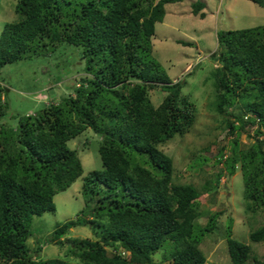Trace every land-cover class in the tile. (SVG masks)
<instances>
[{
  "label": "trees",
  "instance_id": "obj_1",
  "mask_svg": "<svg viewBox=\"0 0 264 264\" xmlns=\"http://www.w3.org/2000/svg\"><path fill=\"white\" fill-rule=\"evenodd\" d=\"M179 1L15 0L18 18L0 31V67L53 53L67 43L81 49L86 74L73 93L33 113L17 112L15 123L4 120L7 109L0 105V264H160L153 259L160 250L168 252L164 260L169 264L205 263L199 245L212 232L219 213L209 216L205 225L198 222L199 189L172 182L173 159L160 148L183 134L194 116L193 103L181 93L183 81H172L153 56L155 25L163 20L166 4ZM250 1L264 8V0ZM205 5L192 2L193 14L203 18ZM216 37L221 67L212 74L217 83L215 107L234 117H227L233 135L239 122H247L243 113L226 111L238 98L243 109L256 111L264 124V81L255 77L264 73V23L219 30ZM157 88L166 95L154 106L149 92ZM249 97L259 99L258 109L243 101ZM247 120L254 122L252 117ZM89 128L100 135L102 168L84 177L83 192L86 202L95 199V206L57 225L51 235L62 244L60 238L70 225L88 224L99 239H73V262L41 259L39 244L32 251L27 247L30 220L55 211L54 195L82 175L79 157L68 143ZM231 144V154L223 158L221 148L219 160L229 174L240 162L247 209L264 211V141L257 139L246 150L238 149L236 139ZM226 224L229 259L246 264L251 246L232 236L231 217ZM249 240L264 241V220L249 232ZM105 247L117 253L107 255ZM120 249L129 252L128 258ZM252 259L264 264V258Z\"/></svg>",
  "mask_w": 264,
  "mask_h": 264
},
{
  "label": "rangeland",
  "instance_id": "obj_2",
  "mask_svg": "<svg viewBox=\"0 0 264 264\" xmlns=\"http://www.w3.org/2000/svg\"><path fill=\"white\" fill-rule=\"evenodd\" d=\"M194 1L166 4L164 18L156 23L152 37L153 56L163 65L172 81H183L181 93L194 106V116L187 130L173 136L160 148L173 159L172 182L190 183L199 189L196 205L200 213L198 222L205 225L209 216L219 213L212 232L199 245L206 257L204 264H232L225 230L229 217L233 219L232 236L251 246V258L246 264H254L253 256L264 258V241H250L249 232L262 224L264 211L251 212L247 209L240 162L236 164L234 173L229 174L219 160V153L222 148L223 158L229 156L233 139L237 140L240 150L249 149L257 139L264 141V124L256 111L243 109V102L238 98L235 105L226 111H233L235 115L243 113V119L247 122L243 125L239 122L238 133L229 134V115L222 114L215 107L217 83L212 74L221 67L217 31L263 24L264 8L250 0H200L206 4L201 10L205 16L200 18L199 13L193 14L191 3ZM14 5L15 0H0V31L6 22L17 20ZM177 39L190 41L192 45L177 43ZM80 53L79 47L61 43L53 53L0 67V105L7 109L4 120L15 123L17 112L33 113L50 102H58L61 95L73 93L79 79L86 74ZM255 77L264 81V73ZM254 92L257 93V90ZM165 95L166 91L160 88L149 92L154 106L160 105ZM243 101L255 103L258 109V98L249 97ZM246 115L252 117L254 122H249ZM233 118L229 116V119ZM99 139L100 135L89 128L69 141V147L79 157L83 173L70 187L54 195L55 211L46 210L30 220L31 235L27 239V247L32 251L39 244L41 250L37 256L41 259L60 257L73 262L77 259L70 252L73 239H99L100 234L93 233L88 224L70 225L67 233L60 238L62 244L51 235L57 225L75 219L95 206V199L86 202L83 180L90 171L102 168ZM84 218L90 219L87 216ZM97 221L101 224L106 222L105 219ZM95 230L100 231V227ZM105 251L110 256L117 253L108 247H105ZM119 253L122 257L129 256V252L123 249ZM167 254L164 250L154 253L155 263L169 264V260H164Z\"/></svg>",
  "mask_w": 264,
  "mask_h": 264
},
{
  "label": "clouds",
  "instance_id": "obj_3",
  "mask_svg": "<svg viewBox=\"0 0 264 264\" xmlns=\"http://www.w3.org/2000/svg\"><path fill=\"white\" fill-rule=\"evenodd\" d=\"M177 40H182V39H177ZM184 41H185V40H184ZM177 43H179V42H177ZM246 116H247V115H246ZM247 117H248V116H247ZM247 117H246V118H247Z\"/></svg>",
  "mask_w": 264,
  "mask_h": 264
},
{
  "label": "built area",
  "instance_id": "obj_4",
  "mask_svg": "<svg viewBox=\"0 0 264 264\" xmlns=\"http://www.w3.org/2000/svg\"><path fill=\"white\" fill-rule=\"evenodd\" d=\"M247 116H245V118H246Z\"/></svg>",
  "mask_w": 264,
  "mask_h": 264
}]
</instances>
